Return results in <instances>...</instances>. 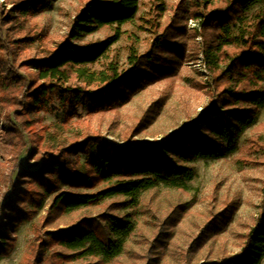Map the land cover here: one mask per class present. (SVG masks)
Wrapping results in <instances>:
<instances>
[{
  "label": "trees",
  "instance_id": "1",
  "mask_svg": "<svg viewBox=\"0 0 264 264\" xmlns=\"http://www.w3.org/2000/svg\"><path fill=\"white\" fill-rule=\"evenodd\" d=\"M157 1L156 12L164 13L163 0ZM14 3L23 20L50 5L45 0ZM139 4L140 0H89L79 11L68 38L77 41L104 28L112 31L111 36L84 46L71 45L64 39L55 48L42 51L41 56L21 61L17 60V51L33 37H10L14 34L9 35L8 29L2 32V28L19 24L0 17V133L32 144L27 157L37 152L43 157L35 169L22 172V181L42 192L36 194L39 199L29 195L27 201L36 209L42 206L43 197H52L50 210L67 215L120 200L116 204L125 211L121 215L102 212L99 218H81L67 229L50 234L49 241L41 245L44 248L32 253L31 264H36L41 252V264L119 261L136 231L134 214L128 211L138 207L141 196L156 189L187 190L188 183L195 179V169L189 165L236 153L241 136L256 125L264 110V0H195L189 16L203 20L204 47L200 54L215 83L214 107L222 108L223 113L215 111L203 129L196 123L184 126L163 143L148 148L121 149L100 140L91 130L69 142L59 133L63 127L56 125L42 126L43 134L38 137L37 132L31 133L32 123L42 122L34 115L49 104L56 102L63 107L64 125L78 108L89 115L111 111L149 82L172 73L171 61L167 63L164 54L182 58V48L163 34L152 40L146 54L129 48L126 68L109 59L112 47L125 34L123 27L132 26L137 19ZM181 12L183 21L185 12ZM151 23L146 22L149 26ZM172 30L184 32L179 26ZM21 69L23 74L18 73ZM6 163L0 161V167ZM59 185L66 190H59ZM16 198L23 202L24 197ZM259 210L240 252L212 264L264 263V189ZM5 211L13 223L22 221L27 213H21L12 203ZM9 239V232L0 229V256L7 251Z\"/></svg>",
  "mask_w": 264,
  "mask_h": 264
},
{
  "label": "rangeland",
  "instance_id": "2",
  "mask_svg": "<svg viewBox=\"0 0 264 264\" xmlns=\"http://www.w3.org/2000/svg\"><path fill=\"white\" fill-rule=\"evenodd\" d=\"M15 1L0 0V17L17 20L19 24L15 28L9 24L2 32L8 29L9 35L14 34L10 37L16 40L33 37L31 43L20 45L19 49L22 46L23 49L17 51L18 61L39 57L42 51L55 48L64 39L71 45L84 46L112 35L110 29L104 28L77 41L68 38L79 11L89 0H45L50 4L46 10L24 20L18 17ZM193 1L163 0L165 12L158 14L157 0H140L137 19L132 26L123 27L124 36L109 54L110 60L116 61L120 68H126L129 48H136L139 55L146 54L151 50L152 40L163 34L182 48V58L164 54L167 63L171 61L170 75L149 82L111 111L89 115L85 109L78 108L76 115L64 125L63 107L56 102L49 104L46 110L34 115L42 122L32 123L31 133L37 132L38 137L43 134L42 126L52 128L56 125L63 127L59 133L68 137L69 142L85 130H91L100 140L121 149L148 148L163 143L184 126L196 123L203 129L215 111L223 113L222 108L214 107L216 87L209 71L200 67L203 65V60L200 62L204 47L203 20L189 16ZM181 9L185 12L183 21ZM190 20L199 21V32L190 28ZM147 21L153 24L149 26ZM177 26L182 27V34L172 30ZM7 34L4 35L8 37ZM24 72V69L18 71ZM240 139L236 153L221 160H197L190 164L189 167L195 169V179L188 183L187 190L156 189L143 194L138 207L128 211L134 214L136 231L129 239L122 259L111 264H212L239 253L245 235L254 227L261 211L264 110L256 125ZM25 142H19L16 136L5 138L0 133V161L7 160L0 167V229L10 235L8 249L0 256V264H31L32 253L44 248L41 245L49 241L50 234L67 229L81 218H99L102 212L120 215L125 212L116 204L120 202L118 200L66 215L57 209L50 210L52 197H43L42 206L33 209L32 203L27 201L29 195L37 200L36 194L42 192L23 182L22 172L35 169L43 157L41 152L27 157L32 144ZM58 188L66 190L63 185ZM19 196L24 197L21 204L16 198ZM9 203L17 206L21 213L27 210L22 221L13 223L6 217L9 216L5 211ZM41 253L35 259L36 264L43 261ZM64 264L100 263L69 260Z\"/></svg>",
  "mask_w": 264,
  "mask_h": 264
},
{
  "label": "built area",
  "instance_id": "3",
  "mask_svg": "<svg viewBox=\"0 0 264 264\" xmlns=\"http://www.w3.org/2000/svg\"><path fill=\"white\" fill-rule=\"evenodd\" d=\"M188 25L190 26L191 29H194V30H196L198 32H199V30L201 28V26H199V21H197V20H195V21L194 20H190L189 23H188ZM197 40H199V39L197 38ZM201 61H202V59L200 58V62ZM200 67L203 69L204 66L202 65Z\"/></svg>",
  "mask_w": 264,
  "mask_h": 264
}]
</instances>
